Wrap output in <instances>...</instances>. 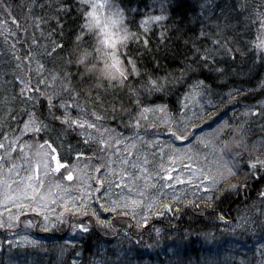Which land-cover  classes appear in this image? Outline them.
I'll use <instances>...</instances> for the list:
<instances>
[{
	"label": "trees",
	"instance_id": "trees-1",
	"mask_svg": "<svg viewBox=\"0 0 264 264\" xmlns=\"http://www.w3.org/2000/svg\"><path fill=\"white\" fill-rule=\"evenodd\" d=\"M241 2L172 0L168 5L169 19L164 22L165 26H154L149 34L150 51L136 45L130 47L142 73L140 79H143V73L180 77L165 93L142 96L144 104H164L176 124L181 122L182 116L195 120L193 111L203 114L204 119L199 124L206 131H210L209 125H215L217 121H228L232 127L243 125L247 131L246 142L251 145L264 138V61L257 59L255 53L249 50L247 42L254 39L255 25L249 27L250 20L246 17L256 5H264V0H247V11L239 10ZM145 4L150 7L145 8ZM201 4L205 6L201 8ZM61 6L70 11L57 12L56 9ZM141 10L159 14V0H142ZM57 19L63 24L62 34L57 27ZM79 25L76 0H0V142L6 143L4 136L11 140L20 132L28 118L23 111L26 108L36 112L49 125L48 130L34 133L41 143L45 140L51 143L60 160L68 165L74 164L79 152L84 154L81 158L92 157L89 176L96 177L95 167L102 164V156L108 159L107 154L99 151L93 142L84 144L78 129H67L53 119L49 115L46 99L39 92L25 91L23 96L20 95L28 80L31 81L30 87L45 91V84L39 82L49 80L52 71L61 73V76L65 71L70 72L69 87L80 91L82 82L76 65L65 63ZM133 28L135 30V22ZM161 32L165 33L163 40ZM216 40L220 41L219 45L213 43ZM53 41L63 43L64 49H58L57 53L49 56L47 53ZM205 49L211 50L208 62L200 59ZM226 49H232V52ZM40 64L44 68L38 72ZM130 80L136 84L135 77H130ZM198 80L203 81L206 87L199 89L201 94L197 100H186ZM59 83L57 81L56 90L61 95L54 103L59 104L62 100L72 103L73 93L62 92ZM47 91L52 92L53 89L48 88ZM97 93L103 105L95 103L83 91H80L78 102L89 113L95 110L104 115L105 119L99 123L105 127L114 128L124 138L135 136L134 129L125 126L135 114V105L126 89H108L107 92L102 88L93 89L92 97ZM29 95L39 100L35 107V101L25 99ZM112 103L117 106L123 103L128 111H117L113 118L110 110ZM105 109L109 110L106 112ZM62 111L52 109L55 115H60ZM71 111L73 116L79 114L75 108ZM89 119L92 117L89 116ZM150 120L157 127L145 125L147 130L144 127L139 130L144 141L159 135V139L181 145L167 134L166 125L153 117ZM225 137L227 131L221 139ZM133 141L140 152L145 150L143 141ZM250 155L261 153L245 151L243 159L247 160ZM153 162L145 166L155 174L159 169L154 167ZM130 169L127 166V170ZM150 176L149 184L156 187L147 190L142 198L145 203L148 198H155L158 192L163 193L152 212L137 209L133 216L129 210L104 211L99 205L116 199V193L121 189L112 186L110 192L94 179L91 190L100 189L93 192V200L99 198L98 203H92L97 215L94 216L91 211L85 216L74 215L60 207L56 212L57 216L63 213L60 220L49 216V220L43 222L42 217L34 213L20 216L25 217L23 221H29L31 226L28 223L23 227L21 221L13 232L0 228V264H264V249L260 247L264 242V198L259 195L264 191V182L250 179L246 188L241 187L234 193L219 192L208 203L201 199L207 195L202 189L198 192L191 185L193 188L178 185L161 187L163 183ZM242 179H232L223 188ZM124 194L135 198V191L128 193L124 190ZM164 205H169L173 211L156 210ZM141 215L148 219L142 220ZM81 225L88 231L81 232ZM43 226H47L48 230H43ZM208 234H214L211 241L205 239Z\"/></svg>",
	"mask_w": 264,
	"mask_h": 264
},
{
	"label": "snow or ice",
	"instance_id": "snow-or-ice-1",
	"mask_svg": "<svg viewBox=\"0 0 264 264\" xmlns=\"http://www.w3.org/2000/svg\"><path fill=\"white\" fill-rule=\"evenodd\" d=\"M172 0H159V14H154L153 11H142L141 3L142 0H76V11L80 14V25L79 31L73 41L72 51L68 54L65 60L66 64H75L76 71L79 74L81 83L80 91H83L88 97L92 98L95 103L103 105V100L99 93L95 97H92L93 89H104L105 92L108 89H126L132 102L135 105V114L130 117V120L125 125L131 127L135 131V136L123 137L122 133H117L114 128L105 127L99 123L105 119V116L93 110L89 113L88 109L82 106L78 102L80 91L70 88L71 84V73L65 71L63 76L57 71H52L49 80H42L39 83L45 84V91L41 92L40 89L30 87L31 81L28 80L24 84L20 95L23 96L25 91L28 92H39L47 101V109L49 115L53 119L58 120L60 125L66 126L67 129H82L84 130L81 135L84 136L83 143L89 144L95 142L97 148L101 152H105L111 161V157L119 155L121 149L120 145L124 144V154L119 155V163L121 167L119 170L109 169L110 173L115 176L118 175L120 180L109 179L106 175L105 179H99L97 177H88L85 179L84 176L77 177L81 184L84 185L82 189V195L78 198L80 203L75 205L74 201H68L62 206L65 212H72L74 215H87L89 211L95 216L97 215L96 209L92 207V203H98L99 198L93 200V192H99L100 189H92L91 184L87 182L88 179H95L97 184L103 185L107 180L110 187L120 188L121 192L116 193V199H109L107 204H100L99 207L104 211L116 212L118 210H129L134 216L137 209H145L147 212H152L156 208L159 196L163 195L162 192H158L155 198H148V202L142 199L146 196L147 190L152 187H156L155 184H149L151 176L145 175L147 170L143 166H139L137 161L143 159L147 162L146 156H137V161L130 163V156L134 154L133 150L137 147V144H127V140L139 139L144 141L143 136L140 135L139 130L144 127L156 128L157 124L150 120L153 117L159 120L161 124L167 126V134L172 138L173 141H179L185 147H176L174 143L170 142L169 147L173 149L172 154L169 157L170 167H164L161 165L163 175L159 176L161 180L172 181L175 179L176 183L179 184H191L195 187L198 192L202 189L203 193L207 195L202 196L201 199L205 202L211 203L213 198L219 192L234 193L238 192L241 187H247L250 179L260 180L264 182V138L249 145L246 142L247 131L243 125L239 127H232L228 124V121H217L215 125H209L210 131H206L203 125L199 124V121L204 119L203 114H197L193 111L192 116L195 120L184 119L181 117V122L176 124L172 122L171 115L166 112V106L159 104L156 106L146 105L142 102V96L144 95H155L163 94L166 90L173 86L180 77L170 78L168 75L159 76L149 73H143V79L141 70L138 66L136 56L133 54L131 45L143 47L146 51H150L149 48V34L152 32L154 26L164 27V22L169 19V7L168 5ZM205 5L201 4L203 8ZM145 8L150 7L145 4ZM240 11H247L248 5L247 0H242L239 5ZM57 12H68L69 8L58 7ZM139 19L137 20V18ZM246 19L250 20V25H255V36L254 39L248 40L249 50L255 53V57L261 61H264V5H256ZM135 22V30L133 23ZM15 23V21H13ZM57 27L63 30V24L60 23L59 19L56 21ZM203 35V33H201ZM165 36L164 32H161V39ZM216 45L220 44L219 40L213 42ZM87 45V46H85ZM14 47V45H13ZM63 50L64 44L53 41L51 50L47 53L52 56L57 53V50ZM229 53L232 49H226ZM239 51V49H237ZM211 50L205 49V52L200 55V59L208 62ZM73 57L75 59H73ZM234 58V57H233ZM20 59L19 56L16 57ZM19 67V65H17ZM44 65L40 64L37 71H41ZM82 69V71H81ZM220 71V69H217ZM130 77L136 78V84L130 80ZM57 81H60L59 88L62 92L71 91L72 103L67 100H62L59 104H55L56 100L61 92H58ZM91 82V83H90ZM87 85V86H86ZM206 87L203 85V81H197L193 86L192 90L185 99L197 100L201 94L199 89ZM53 89L52 92H48L47 89ZM231 95V94H229ZM28 101H35L33 107L39 100L29 95L25 97ZM188 107L187 104L184 105ZM53 108L62 109L60 115H55L52 112ZM75 108L79 115L73 116L71 109ZM109 109H105L107 112ZM110 110L115 118L117 111L126 112L123 103L117 104L112 103ZM27 113V120L23 123L22 135L29 131L33 133H40L42 130H48L49 125L41 120L36 112L23 109ZM158 114H163L158 115ZM252 115H259L260 113H251ZM89 116L92 119H89ZM183 125V126H181ZM199 129V130H198ZM227 131V137L225 136ZM230 137V139L228 138ZM3 140L6 143L0 142V149L4 150V155H0V165L5 162L6 157L11 156V152L15 151L14 145L18 143L19 138H13L9 140L8 136H4ZM219 142V143H217ZM152 143H158L153 141ZM30 148L31 145H25ZM211 147V153L202 152V149H208ZM23 148L20 149L23 152ZM112 150V151H110ZM163 151V149H162ZM249 153H261V155H250L247 160L243 159V152ZM38 158L35 163L31 164L30 171L31 175L26 177L28 183L21 181H11L7 179L0 180V185L4 186L3 193V207L7 208L11 212L9 205L25 209L31 205L25 204L23 201H32L35 207L33 211L37 215H43L45 221L49 220V216L44 214L47 209L46 201H49L50 197L55 196L52 188L61 189L65 191L68 189L64 187L59 181H56L49 188L48 195H41V190L44 185L40 180V169L43 167V175L47 177L51 173H60L61 169H68L67 173L61 176L62 180L72 181L74 179V172L76 166L73 165L69 168V165L63 163L56 154V148L52 147V144L47 140L44 143L38 145V150L35 153ZM83 152H79L76 159L79 160L83 156ZM209 155L213 156L210 167H201V157L204 161H208ZM185 157L187 160H185ZM87 158V157H86ZM90 159V158H89ZM55 162V166L51 165V162ZM191 161V163L187 162ZM177 163H181L183 167L193 170V179L198 180L199 183L193 184V179L182 180L179 176L173 177L172 173L178 171L175 167ZM243 164V167L241 165ZM128 166L139 171L138 175L128 173L126 167ZM17 166L12 164L7 169V172L11 174ZM97 173L100 172V168H96ZM247 171V175L245 172ZM19 175V173H16ZM3 175V173H0ZM243 177L237 184H231L228 188H223V185L228 184L232 179H239ZM139 179L144 180L143 186H138L136 181ZM37 181L33 184L32 181ZM12 183H16L18 188L12 189ZM161 187L172 188L173 185L168 183L161 185ZM135 189V198L124 194V190L128 193H133ZM198 193H194L196 195ZM260 197L264 198V191L260 192ZM63 199V198H61ZM52 204L56 203L55 199H51ZM69 204H73V207H69ZM160 212H172L173 208L169 205H164L163 208L156 209ZM128 214L127 211L124 212ZM4 214L0 212V217ZM63 216L61 213L56 217L60 220ZM97 219H99L97 217ZM141 219L146 221L147 216L141 215ZM223 220V217H220ZM9 221H15L19 223V216H9ZM62 222V221H61ZM103 223V221H100ZM5 223L3 219H0V228L4 227ZM8 227L13 225L9 223ZM28 226H31L29 223ZM43 230H48L47 226ZM81 232H87L88 228L81 225ZM214 234H208L205 239L211 241ZM261 249H264V242L260 245ZM75 264V262H74Z\"/></svg>",
	"mask_w": 264,
	"mask_h": 264
},
{
	"label": "rangeland",
	"instance_id": "rangeland-1",
	"mask_svg": "<svg viewBox=\"0 0 264 264\" xmlns=\"http://www.w3.org/2000/svg\"><path fill=\"white\" fill-rule=\"evenodd\" d=\"M22 129H23V127H22ZM22 129L20 130V132L17 135H15L13 137V138H16V137L19 138L18 143L16 145H14L16 150L11 152V156L6 157L5 162H3L2 165H0V173H3V175H0V180L7 179L9 182L23 180L25 184L28 183L26 177L31 175L30 166H31V164L35 163V161L38 159L36 157L35 153L37 152L38 145L41 144V142L35 137L34 133L31 131L22 135L21 134ZM78 130L80 133H82L84 131L82 129H78ZM158 136L159 135H156L155 137L153 136L152 139L147 141L148 143L145 144V150L143 152H140V148L137 149V147H136L133 150L134 154L131 155L129 158L130 163L132 161H137V156H141V157L146 156L147 157L146 163L144 162L143 159H140L139 161H137V164L139 166H143L147 170L145 175H148V176L152 175V176L156 177L159 181H161V183H163V184L171 183L173 186H175V185L186 186V187L193 186V185L187 184V183H184V184L176 183L175 179H173L172 181L159 179V176L164 174L163 170L161 168V165H163L164 167H170L171 166L170 161H169V157L172 154L173 149L169 147V143L171 141L159 139ZM83 138H84V136H83ZM131 141L135 142L133 140H127L126 139L127 144H129L128 142H131ZM153 141H157L158 143H152ZM177 142H179V141H177ZM93 143H95V142L93 141ZM26 144L31 145V147L30 148L25 147ZM175 146L180 147V148L185 147V145H182V144L181 145L175 144ZM52 147H54V146L52 145ZM21 148L24 149L23 152L20 151ZM120 149H121V151H120L119 155H123L124 144L120 145ZM162 149H163V151H162ZM110 151H112V150H110ZM211 151H212L211 147H209L208 149H202V152H205V153H211ZM56 154H57V157L60 159L57 150H56ZM0 155H4V150L0 149ZM119 155L112 156L111 161L109 160V158L107 159L105 156H102L101 157L102 164L100 166L95 167V169L100 168V172L97 173L98 175L96 177L103 180V179H105V176L107 175L109 177V179H115V180L119 181L120 177L118 175L113 176L109 171L110 168L115 169V170H119V168L121 167V165L119 163ZM90 158H92V157H90ZM212 159H213L212 155H209L208 161H204L203 158L201 157L200 166L201 167H205V166L210 167ZM185 160H187L186 157H185ZM150 161H154L153 162L154 167L159 169L158 172L155 174L150 173L145 166ZM187 162L191 163V161H187ZM12 164H15L17 167L13 170V172L11 174H9L7 172V169L9 167H11ZM51 165L54 167L55 162L52 161ZM73 165L76 166V171L74 172V179L72 181L59 179L61 177L60 174L64 173V172L67 173L68 169H61L60 173H51L50 172V174L47 177H45L43 175V172H44L43 167H41V169H40V180H41V182H43V185H44V187L40 193L41 195L47 196L50 186L52 184H54L56 181H59L61 184L64 185L65 188L68 189L67 191H65L64 188H61V189L52 188V191L55 193V196L50 197L49 201L45 202V203H47V209L44 213V214L50 216L51 218L57 217L56 212L58 211V209L60 207L63 208L62 205L64 203H66L68 201H74L75 205H77V206L80 203L78 198L82 195V189L84 188V185L81 184L80 180L77 177L84 176L85 179L90 177L89 172L91 170V160L89 158L83 157V158H80L79 160L76 159ZM73 165H69V168H72ZM124 167H126V169H127V166H124ZM175 167L178 169V171L172 173L173 177L179 176L180 179H182V180L193 179L192 172L195 169L196 165H194L193 170H189V169L183 167V165L181 163H177L175 165ZM127 172L132 173L133 175L139 174L138 168L137 169L132 168V170L131 169L127 170ZM16 173H19V175H17ZM93 181H94V179H88L87 180V182L91 185H92ZM143 181H144L143 179H139L136 181V184L138 186H143V184H144ZM32 183L36 184L37 181L33 180ZM196 183H199V181L193 179V184H196ZM104 185L108 189H110V185L108 184L107 180H105ZM17 188H18V185L16 183H12V189L16 190ZM191 188H193V187H191ZM4 190H5L4 186L0 185V193H3ZM109 191L112 192V189H110ZM134 191H135V189H134ZM129 196L132 197V195H129ZM61 198H63V199H61ZM51 199H55L56 203L52 204L50 202ZM3 202H4L3 196L0 195V212H2L4 214L2 217H0V219H3L4 223H5V226L2 227L1 229H7L8 231L13 232L14 229H16L20 226L21 221L24 224L23 227H25L29 223V221H27V222L23 221L25 217L21 218L20 216L27 214V213H34L35 215H37L36 212L33 211V208L35 207V205L33 204L32 201H28V200L23 201L25 204L31 205L30 207L25 208V209H21V208L9 205V207L11 208V212H9L7 210V208H4L2 206ZM69 207L70 208L73 207V204H69ZM10 215L11 216H19V223H16L14 220L9 221L8 217ZM39 216L42 217L43 222H45V220L43 219V215H39ZM81 216H85V215H81ZM9 223H11L13 226L8 227L7 225ZM43 228H44V226H43ZM16 234L17 233H15V236H14L15 238H16ZM11 237H12V234L9 235V238H11ZM10 243H12L11 240H10Z\"/></svg>",
	"mask_w": 264,
	"mask_h": 264
}]
</instances>
